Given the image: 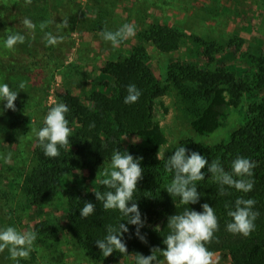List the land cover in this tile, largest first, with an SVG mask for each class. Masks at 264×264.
Wrapping results in <instances>:
<instances>
[{"label": "trees", "instance_id": "1", "mask_svg": "<svg viewBox=\"0 0 264 264\" xmlns=\"http://www.w3.org/2000/svg\"><path fill=\"white\" fill-rule=\"evenodd\" d=\"M36 1L41 9L39 22L51 20L53 23L41 31L40 24L33 22L36 25L33 31L24 26V19H20L18 24L22 33L28 36L36 31L45 37L46 32H51L65 37L63 42L55 46H48L45 40L46 48L37 47L36 55L31 52L24 58L28 70L37 71L42 83L47 77L50 78L58 65L65 62V51L70 48L66 40L67 28L75 19L79 3L77 0ZM151 5L157 6L156 3ZM7 12L8 8L0 14L7 16ZM63 19H68L67 28L60 25ZM181 37L178 31L166 25L153 24L146 32V40L161 53L177 49ZM253 63L257 86L264 94V56L253 58ZM100 73L112 80V89L107 94L95 90L85 96L75 95L71 89L58 94V102H64L70 110L66 117L72 129L69 146L60 148V155L51 158L44 155L37 139L34 164L28 171L22 188L25 196L38 208L56 200L58 196L63 197L66 205V231L86 256L94 260L116 262L120 259H131L132 264H135V253L148 256L152 247H166L163 239L169 232L166 227L169 216L182 213L187 207L202 211L201 205L208 203L215 209L219 221L215 239L207 245L209 250L214 253L225 251L231 264H264V101L256 109L251 108V119L246 126L232 135L229 143L213 147L180 144L185 146L189 153L196 151L205 156L209 163L219 159L228 172L232 171V161L237 156L254 161L256 166L251 177L254 181L253 189L244 193L234 187L224 186L226 194L220 195V186L211 179V173L205 168L202 169L205 179L197 182L201 195L199 202L183 205L180 203V197H172L165 190L174 174L166 172L164 165L176 148L164 158H159L156 153V149L166 143V138L158 123L153 120L152 102L163 95L170 85L165 87L157 82L145 62V49L140 44L120 59H108L103 62ZM234 74L223 67L208 71L177 63L169 66L165 81L181 90L187 89L186 94L191 91L187 97L205 102L201 113L192 122V127L198 134L215 132L227 107L240 100L245 85L238 82ZM130 84H134L141 91V96L136 103L126 104L124 98ZM129 137L139 138L144 146L150 148L141 149L129 145L125 141V138ZM118 148L128 151L134 157H142L143 179L139 181L133 198L138 203L142 219L145 220L140 232L145 236L146 243L135 235L136 226L127 225V220H123L126 217H123L122 213L118 210H105L103 203L97 201L94 195V191L108 190L100 183L102 177L97 176V173L110 165L111 156ZM88 183L91 184L90 187L87 186ZM240 197L256 201L253 208V211L258 213L255 230L247 237L233 234L226 228L231 222L226 205L234 210L235 200ZM85 201L96 205L94 214L87 218L80 216V209ZM120 222L129 228V232L123 235L128 253L114 251L110 256L103 257L101 250L96 246V240L103 239L107 234V225L118 226ZM48 230L49 227L44 223L37 224L35 231L37 235L43 236L40 237V242H44ZM57 231L58 228L52 229V232ZM51 236L54 237L53 234ZM44 254L36 258L43 260ZM158 258L161 259L162 256Z\"/></svg>", "mask_w": 264, "mask_h": 264}, {"label": "rangeland", "instance_id": "2", "mask_svg": "<svg viewBox=\"0 0 264 264\" xmlns=\"http://www.w3.org/2000/svg\"><path fill=\"white\" fill-rule=\"evenodd\" d=\"M77 3L75 19L67 28L70 48L65 51V62L41 83L39 73L28 70L23 60L31 52L36 55L37 47L46 48L44 35L35 31L25 36L18 24L25 18L40 24V5L36 0L31 3L0 0V12L8 8L7 16L0 14V83L20 91L16 111L4 109L0 103V228L13 226L21 231H35L39 223L49 227L44 242L39 241L43 236L37 235L29 258L19 259L18 264L133 263L131 259L116 262L86 256L66 231L64 198L58 196L38 208L22 189L34 164L37 145L34 130L42 127L47 111L58 103L59 93L69 89L84 96L95 90L110 92L111 78L100 73L106 60L120 59L140 44L157 82L165 87L170 85L152 102L153 120L166 138V143L156 149L159 158L166 157L180 144L213 147L229 143L232 135L247 125L252 109L264 101L253 63V58L264 56V0H77ZM155 3L157 6L153 7L151 4ZM126 23L135 26V35L117 47L100 35L105 29L116 31ZM153 24L178 31L182 36L179 47L168 53L155 49L146 40V32ZM12 33H20L26 39L14 50H8L4 41ZM176 63L208 71L223 67L245 85L240 100L227 107L215 132L201 135L194 131L192 122L205 102L187 97L191 91L186 94L187 89L183 91L165 81L169 66ZM21 81L27 82L23 90L18 88ZM125 141L141 149L150 148L136 137ZM8 153L12 154L11 160L5 163L3 156ZM53 228H58L57 233L52 232ZM40 254H44L43 260L36 258ZM214 259L216 264H231L225 251L215 253ZM0 264L17 261L5 249L0 253Z\"/></svg>", "mask_w": 264, "mask_h": 264}, {"label": "clouds", "instance_id": "3", "mask_svg": "<svg viewBox=\"0 0 264 264\" xmlns=\"http://www.w3.org/2000/svg\"><path fill=\"white\" fill-rule=\"evenodd\" d=\"M31 3V0H26ZM53 21H42L39 25L40 30L44 31ZM26 28L35 30L36 25L28 18L23 20ZM63 27H68V19H63ZM105 41L111 42L113 47H117L122 41L135 35V26L124 24L116 31L105 29L100 34ZM45 40L48 46H55L65 39L62 35H54L51 32L45 33ZM26 37L20 33L9 34L4 41V47L8 50H14L17 44L25 43ZM27 87L26 81H21L18 88L23 90ZM127 95L124 103H136L141 91L134 85L127 86ZM20 91L13 90L9 84L0 83V103H3L4 109L16 111L15 101ZM69 108L64 102H58L52 106L44 117V126L35 135L39 145L42 147L44 155L55 158L60 155V148L69 146V138L72 129L70 122L66 118ZM94 126V125H93ZM11 153L3 156L4 162L11 160ZM141 158L134 157L128 151H121L119 148L114 150L110 165L99 170L97 176L102 177L100 183L108 189L100 192L94 191L97 201L103 203L105 210H118L126 217L127 225L136 226L135 235L142 241L147 242L140 229L144 227L145 220L139 210L138 203L134 200V194L140 180L143 179L144 169L141 167ZM255 162L243 156H237L232 161V171L224 169L219 159L209 160L196 151L189 153L188 149L180 145L174 151V154L167 158L164 165L165 171L173 173V178L165 186V190L172 197H180V203L183 205L196 204L200 200V192L197 188V182L205 179V173L202 169L207 168L213 179L220 187L219 194L225 195V187H234L237 191L244 193L253 189L254 181L253 169ZM238 177V178H237ZM131 202V206L129 203ZM256 201L254 199H244L243 197L235 200L234 210L229 206L228 216L231 222L226 225L229 232L233 234H242L249 236L255 230V220L258 213L253 211ZM202 211H196L185 208L182 213H176L167 218V228L169 230L163 239L166 246L152 247L151 254L145 256L141 253H135V264H216L215 253L207 247L213 239L215 233L219 230V221L215 209L208 203L201 205ZM96 205L90 201H85L80 209V216L87 218L94 214ZM125 223H119L118 226L111 224L106 226V235L103 239L96 240V246L101 250L103 257L110 256L114 251L121 254H127L126 242L123 235L129 232ZM159 229L157 226L156 230ZM37 240V233L34 230L21 231L16 227L7 226L0 228V253L7 249L11 259H27L33 250L34 242ZM162 256L163 259H159Z\"/></svg>", "mask_w": 264, "mask_h": 264}]
</instances>
